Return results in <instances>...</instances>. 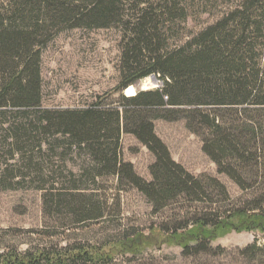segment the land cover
Returning a JSON list of instances; mask_svg holds the SVG:
<instances>
[{
	"label": "trees",
	"instance_id": "obj_1",
	"mask_svg": "<svg viewBox=\"0 0 264 264\" xmlns=\"http://www.w3.org/2000/svg\"><path fill=\"white\" fill-rule=\"evenodd\" d=\"M184 2L0 0V192L31 184L47 193L55 186L45 179L47 154L78 150L88 156L94 181L117 177L120 187L140 191L155 213L181 200L199 204L174 229L157 228L185 256L211 253L212 241L230 232L264 233V0H240L190 35H184L190 18ZM111 28L122 32L118 98L82 109L45 108L43 51L63 32ZM151 76L161 88L123 94ZM158 120L184 121L218 174L254 198L238 203L220 179L195 176L175 161L156 133ZM124 134L154 156L151 181L124 161ZM71 184L70 191L83 190ZM68 203L78 223L104 216L74 199ZM142 242L143 233L134 231L93 246L13 248L0 254V264H114L108 245L136 253ZM242 254L256 260L264 247L255 241Z\"/></svg>",
	"mask_w": 264,
	"mask_h": 264
},
{
	"label": "rangeland",
	"instance_id": "obj_2",
	"mask_svg": "<svg viewBox=\"0 0 264 264\" xmlns=\"http://www.w3.org/2000/svg\"><path fill=\"white\" fill-rule=\"evenodd\" d=\"M183 1L190 17L184 35H190L214 23L240 0ZM121 39L122 32L118 28L75 29L59 34L42 55L43 106L82 109L98 99L118 98L114 90L120 83ZM146 81H140L137 90L143 91L146 83L148 90L162 87L161 81L152 85ZM123 94L127 96L125 91ZM155 130L173 159L195 176L210 175L220 179L238 203L254 198L252 191L243 192L226 175L218 174L215 164L203 153L200 138L187 130L184 121L158 120ZM122 155L125 162L134 165L137 174L152 180L149 168L155 158L135 137L122 136ZM89 163L83 151H65L58 158L51 152L45 158L43 169L45 179L55 182V186L48 185L47 193L31 184L0 192V254L13 248L26 251L74 244L93 246L109 243L119 233L138 231L143 233L138 252L135 253L133 247L121 248L113 244L105 248V252L114 257V264L264 262V256L253 260L242 254L255 241L264 247V233L257 230L230 232L212 241L211 253L185 256L182 247L157 228L174 229L199 204L181 200L155 213L140 191L134 187H120L117 177L104 176L94 181L95 173L93 169L89 170ZM71 171L74 178L70 176ZM71 181H77L83 190L70 191ZM72 199L73 204L83 210L90 207L95 212L100 209L103 218L78 223L70 215L68 202Z\"/></svg>",
	"mask_w": 264,
	"mask_h": 264
},
{
	"label": "bare ground",
	"instance_id": "obj_3",
	"mask_svg": "<svg viewBox=\"0 0 264 264\" xmlns=\"http://www.w3.org/2000/svg\"><path fill=\"white\" fill-rule=\"evenodd\" d=\"M146 82H148L149 84H151L152 85V83H154L153 81H151L150 79H147V81ZM148 84L146 83V84H144V90H148V88L146 87ZM143 87V86H142ZM150 87V86H149ZM126 95L127 96H134V95H136V90H135V88H134V86H130L129 88H127L126 89Z\"/></svg>",
	"mask_w": 264,
	"mask_h": 264
},
{
	"label": "water",
	"instance_id": "obj_4",
	"mask_svg": "<svg viewBox=\"0 0 264 264\" xmlns=\"http://www.w3.org/2000/svg\"><path fill=\"white\" fill-rule=\"evenodd\" d=\"M150 79H151L155 84L159 82V80H158L155 76H151ZM134 88H135L136 92H138V90H137V86H134ZM143 91H145V90H143Z\"/></svg>",
	"mask_w": 264,
	"mask_h": 264
}]
</instances>
